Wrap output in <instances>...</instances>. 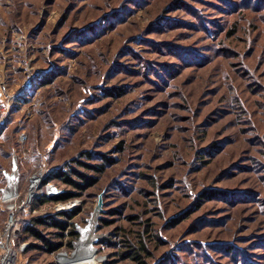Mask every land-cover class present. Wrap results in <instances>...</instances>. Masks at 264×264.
Segmentation results:
<instances>
[{
	"label": "rangeland",
	"instance_id": "374dc122",
	"mask_svg": "<svg viewBox=\"0 0 264 264\" xmlns=\"http://www.w3.org/2000/svg\"><path fill=\"white\" fill-rule=\"evenodd\" d=\"M46 153L115 158L72 220L102 264H264V0H0V185Z\"/></svg>",
	"mask_w": 264,
	"mask_h": 264
},
{
	"label": "built area",
	"instance_id": "2783aa9c",
	"mask_svg": "<svg viewBox=\"0 0 264 264\" xmlns=\"http://www.w3.org/2000/svg\"><path fill=\"white\" fill-rule=\"evenodd\" d=\"M38 76V72L27 75L21 91H30L37 84ZM7 106H10V103H7ZM27 139L28 135L25 130L19 132L18 141L21 147L25 145ZM49 159L50 154H44L37 167L27 176L25 183L21 182L18 161L16 164L13 163L11 171L4 170V182L0 185V201L6 211V218L0 223V264H34L29 258V250L34 240L26 238L24 235V226L28 216L45 217L50 215L48 207H51L56 213L70 212L76 209L81 211L83 207L81 196L66 201H52L37 205L39 199L53 198L63 191L53 177L57 167H51ZM99 221L96 226L97 230ZM81 225L83 224H75L74 230L77 236L72 240L70 246L64 244L53 252L55 264H102L104 260L98 246L104 239L103 233L98 230L101 237L92 243V247L86 243L78 244L82 237L79 230Z\"/></svg>",
	"mask_w": 264,
	"mask_h": 264
},
{
	"label": "trees",
	"instance_id": "16d2710c",
	"mask_svg": "<svg viewBox=\"0 0 264 264\" xmlns=\"http://www.w3.org/2000/svg\"><path fill=\"white\" fill-rule=\"evenodd\" d=\"M54 75L50 73L43 84H47L53 81ZM88 157H91V152L85 153ZM104 163L95 165L82 161L80 159H73V163H66L61 167H57V171L54 174L56 183L61 186L62 184L67 188L56 195L53 198L43 197L38 200L37 205L45 204L52 201H66L73 197L81 196L94 187L99 177L106 170V164H113L115 158L102 153ZM93 172V173H90ZM62 187V186H61ZM80 209H76L70 212H60L56 214H50L45 217L42 216H28L24 226V235L26 238L34 240L29 250V256L33 252H42L46 254H53L64 244L71 245L72 240L76 238L77 233L74 230L73 218L78 214ZM101 225H109L113 221L104 218H100ZM51 228L54 231H47ZM110 242V241H108ZM111 244H114L111 242ZM126 244H129L128 242ZM128 249L123 253L124 258H132L133 260L143 264V258L148 254V249L144 241H141V245L129 244Z\"/></svg>",
	"mask_w": 264,
	"mask_h": 264
},
{
	"label": "bare ground",
	"instance_id": "6f19581e",
	"mask_svg": "<svg viewBox=\"0 0 264 264\" xmlns=\"http://www.w3.org/2000/svg\"><path fill=\"white\" fill-rule=\"evenodd\" d=\"M98 212H94L89 218L87 223L84 226L79 227V230L82 233V237L78 244L80 243H86L89 247H92V243L99 239L101 236H99L98 233H96V226L98 223Z\"/></svg>",
	"mask_w": 264,
	"mask_h": 264
},
{
	"label": "water",
	"instance_id": "95a60500",
	"mask_svg": "<svg viewBox=\"0 0 264 264\" xmlns=\"http://www.w3.org/2000/svg\"><path fill=\"white\" fill-rule=\"evenodd\" d=\"M13 162H14L15 164L17 163V155H16V154H13ZM101 206H102V203L100 202V203L98 204L97 208H96L99 212L102 210Z\"/></svg>",
	"mask_w": 264,
	"mask_h": 264
},
{
	"label": "crops",
	"instance_id": "0c3cea01",
	"mask_svg": "<svg viewBox=\"0 0 264 264\" xmlns=\"http://www.w3.org/2000/svg\"><path fill=\"white\" fill-rule=\"evenodd\" d=\"M12 157H13V154H12ZM1 223V222H0Z\"/></svg>",
	"mask_w": 264,
	"mask_h": 264
}]
</instances>
